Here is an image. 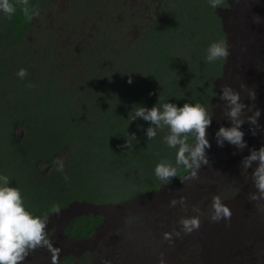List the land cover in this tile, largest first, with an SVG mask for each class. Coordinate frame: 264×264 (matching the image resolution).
Returning a JSON list of instances; mask_svg holds the SVG:
<instances>
[{
	"label": "rangeland",
	"instance_id": "1",
	"mask_svg": "<svg viewBox=\"0 0 264 264\" xmlns=\"http://www.w3.org/2000/svg\"><path fill=\"white\" fill-rule=\"evenodd\" d=\"M30 4L39 12L31 21L19 6L11 19L0 12V176L20 190L27 211L48 216L52 244L30 252L22 264H160L161 257L165 264H248L252 240L264 252V200L247 198L256 192V163L241 167L252 148L264 146V0H223L216 9L209 0ZM221 40L230 55L207 62L209 45ZM21 68L27 70L23 79ZM222 84L261 111L255 136L247 121L241 126L243 151L227 141L217 144L219 128L232 126L222 116ZM252 91L255 101L248 98ZM166 102L200 103L212 116L209 163L196 178L188 171L152 192L148 169L154 164L143 153L159 150L158 144L175 156L177 149L165 144L166 128L148 140L151 123L129 116L136 106ZM251 114L246 108L245 118ZM125 153L133 161L132 153L142 157L129 177ZM57 158L64 173L55 170ZM89 192H102L109 205L78 196ZM213 195L231 209L230 221H211ZM181 197L184 204L170 205ZM92 214L102 218L87 238L68 232L69 223ZM192 216H199L200 228L188 234L179 221ZM167 225L174 234L169 242L159 231Z\"/></svg>",
	"mask_w": 264,
	"mask_h": 264
},
{
	"label": "clouds",
	"instance_id": "2",
	"mask_svg": "<svg viewBox=\"0 0 264 264\" xmlns=\"http://www.w3.org/2000/svg\"><path fill=\"white\" fill-rule=\"evenodd\" d=\"M209 4L213 9H216L223 4V0H209ZM17 6L28 21L39 15L35 7L30 4V0H15V3L12 0H0V12L9 19L15 14ZM229 55L228 46L221 40L209 45L206 60L209 63L220 59L226 60ZM17 75L23 79L27 76V70L21 68ZM128 82L132 83L131 80ZM244 87L245 85L242 84L241 88ZM248 98L255 101V92H250ZM219 99L224 101L227 106V110L223 111L222 116L226 117L232 126L219 128L215 134L217 144L223 147L227 141L243 151L247 147V143L244 140L245 133L241 131V126L247 121L253 126L251 131L255 136L257 134L256 128L259 127L258 118L261 111L259 109L253 111L252 108H248L241 102L240 92L235 91L232 86L227 84L220 85ZM246 108L252 114L245 118ZM137 118H142L151 123L152 126L148 127L145 133L148 140H153L157 136L158 130L162 131L166 128L168 132L164 136L165 144L170 148L177 149L176 166L169 161H161L155 166L154 173L160 181L170 183L172 178L177 177V166H182L188 170L190 172L189 178L194 179L197 177V171L201 166L209 163L206 149L210 148L211 145L207 138V129L212 123V116L200 103H185L182 107H178L176 104L166 102L159 107L153 106L151 109L136 106L130 113L129 119L135 120ZM129 137L130 139L127 138L126 144L130 148L132 140H135L136 136L132 134ZM189 137L193 138V143H189ZM254 162L256 166L253 168ZM53 163L57 172L64 173L62 160L57 158ZM241 167L244 169L253 168L252 183L256 192L249 193L248 200H264V146L258 150L252 148L250 154L243 158ZM63 179L66 182L69 180L67 174H64ZM159 188L151 191L155 192ZM178 202L184 204V198L181 197L179 201L173 198L170 205L174 207ZM92 204L103 205L104 203L93 202ZM211 209L212 222L231 220L232 211L227 204L222 203L220 196L213 195ZM59 210V205L53 206V212L58 213ZM198 211L197 208H193V212ZM47 223L48 216H35L27 211L20 190L9 186L7 176H0V264H22L29 253L38 248L46 247L51 250L52 244L46 233ZM200 223L199 216L182 217L179 221L181 229L188 234L199 229ZM70 224L67 225L68 228ZM83 238H87V236H83ZM164 238L169 240L170 234L165 233ZM160 264H165L163 257L160 259Z\"/></svg>",
	"mask_w": 264,
	"mask_h": 264
},
{
	"label": "trees",
	"instance_id": "3",
	"mask_svg": "<svg viewBox=\"0 0 264 264\" xmlns=\"http://www.w3.org/2000/svg\"><path fill=\"white\" fill-rule=\"evenodd\" d=\"M158 149L159 150H157V148L154 149L151 154H150V152H147V153L145 152V153H143L144 155H142V156L145 157L144 158L145 161H147L149 163L152 162L154 164L151 167V170L153 171V173L150 170V168L148 169L150 181H149L148 189L147 190H153V189L159 188L164 183V182L160 181L155 176V173H154L155 166L159 162L166 161L168 159L169 162H171L174 166H176L175 165V154H174V152L168 150V148H166L167 150H163V148H161L159 146V144H158ZM160 149H162V150H160ZM158 153H160L159 160L157 159ZM170 153H172V154H170ZM128 155H130V154H128ZM131 156H133L134 161L130 157H128L126 153L122 157L123 161H121L123 164H127V166H128L127 168H131L132 169V172H129V175L126 176V177L132 176V173H134V171H136L137 169H139L138 166L140 165V163L142 161L141 155H134L132 153ZM145 161H144V167H148L149 165ZM177 168H178L177 177L172 178L171 179V182H173L174 180H176L181 175H185L186 173H188V170L184 169L182 166H177ZM134 169H136V170H134ZM89 193H90V196L89 197L81 196L82 194H80V193L78 194V196L79 197H84V199H89V200L95 201L96 203H103V202H106L107 199H108V197H105V196L104 197H101L100 196V194H102V192H100L98 195L97 194H94V193H91V192H89ZM109 195H112V194L109 193ZM120 197L121 198H126L127 196L126 197L120 196ZM101 218H102L101 216H94V215H88V216H83V217L76 218L70 224V229L68 228V232L71 233L72 235L88 236V235L91 234V232L93 230L96 229V227L98 226V224L101 222ZM79 219L82 220V223H79L78 224V226H79V232L76 233L75 230H72V229L74 227L76 229L78 228V226H77L78 221L77 220H79ZM159 231H162L163 232L162 233L163 235H161L163 238H164V234L165 233H169L170 234V238L173 239L174 234L171 233V230L169 229V226L168 225L166 227H164V228H160ZM169 240H167V242H169ZM66 264H69V263H66Z\"/></svg>",
	"mask_w": 264,
	"mask_h": 264
},
{
	"label": "bare ground",
	"instance_id": "4",
	"mask_svg": "<svg viewBox=\"0 0 264 264\" xmlns=\"http://www.w3.org/2000/svg\"><path fill=\"white\" fill-rule=\"evenodd\" d=\"M234 237V236H233ZM250 238V237H249ZM255 239V237H254ZM250 240V239H249ZM253 241V240H252ZM250 241V243L246 244L247 246V252L248 250L251 252V258L248 260V264H264V252L261 251L262 249H260L261 247L257 244V240L255 241ZM248 242V241H247ZM256 245V246H255ZM233 246V245H232ZM255 246V247H253ZM241 251H244L245 252V248L244 247H241ZM231 250V249H230ZM235 250V249H233ZM239 253V252H238ZM242 253V252H241ZM243 254V253H242ZM241 254V255H242ZM235 253L233 254L232 253V256H234ZM249 255V254H248ZM236 256V255H235ZM243 256V255H242ZM247 256V255H246ZM230 258V257H229ZM233 258V257H232ZM231 258V259H232ZM227 259V258H226ZM225 259V260H226ZM234 260V259H233ZM230 261V260H229ZM229 263V262H228ZM247 263V262H246ZM225 264V263H224Z\"/></svg>",
	"mask_w": 264,
	"mask_h": 264
}]
</instances>
